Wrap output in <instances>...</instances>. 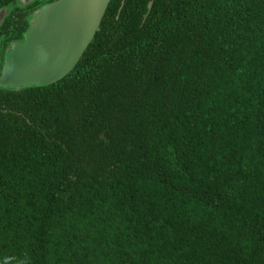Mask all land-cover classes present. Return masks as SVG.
<instances>
[{
  "label": "trees",
  "instance_id": "trees-1",
  "mask_svg": "<svg viewBox=\"0 0 264 264\" xmlns=\"http://www.w3.org/2000/svg\"><path fill=\"white\" fill-rule=\"evenodd\" d=\"M0 264H264V0H110L0 88Z\"/></svg>",
  "mask_w": 264,
  "mask_h": 264
},
{
  "label": "water",
  "instance_id": "water-1",
  "mask_svg": "<svg viewBox=\"0 0 264 264\" xmlns=\"http://www.w3.org/2000/svg\"><path fill=\"white\" fill-rule=\"evenodd\" d=\"M37 0H16L19 6ZM110 0H54L36 10L23 42L10 46L0 69V88L20 90L54 84L81 59ZM151 3L147 9H150ZM7 13L0 11V20Z\"/></svg>",
  "mask_w": 264,
  "mask_h": 264
},
{
  "label": "flooded vegetation",
  "instance_id": "flooded-vegetation-1",
  "mask_svg": "<svg viewBox=\"0 0 264 264\" xmlns=\"http://www.w3.org/2000/svg\"><path fill=\"white\" fill-rule=\"evenodd\" d=\"M51 2V0H37L25 6H19L16 3V5H12L10 8L0 9V11H7L5 16L0 20V69L3 65L5 51L13 44L23 42V35L32 14L43 5Z\"/></svg>",
  "mask_w": 264,
  "mask_h": 264
}]
</instances>
